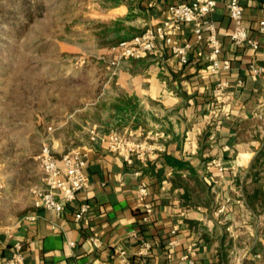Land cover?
Wrapping results in <instances>:
<instances>
[{
    "label": "crops",
    "instance_id": "0c3cea01",
    "mask_svg": "<svg viewBox=\"0 0 264 264\" xmlns=\"http://www.w3.org/2000/svg\"><path fill=\"white\" fill-rule=\"evenodd\" d=\"M90 1L97 12L113 11L105 22L123 20L144 29L162 23L169 4L182 0ZM217 3L210 17L223 40L222 54L231 60L230 71H209L197 43L186 64L163 45L160 55L123 59L113 71L106 69L95 95L68 115L74 119L85 110L87 116L78 122L83 128L67 130L54 141L66 136L70 142L83 141L90 184L75 199L62 201L60 215L36 206L30 194L32 185L42 184L40 164L38 172L0 174V260L11 256L20 240L27 264H129L118 259L119 247L144 264H187L182 256L190 245L197 264H236L237 255V264H264V119L257 115L264 114V72L254 79L250 70L251 63L264 67V55L232 42L227 33L234 21L226 0ZM242 3L249 34L263 40L258 28L264 0ZM173 37L195 42L187 23ZM108 47L106 43L101 50ZM219 77L230 80L227 103L213 94ZM120 126L124 131L134 128L138 139L155 147L147 160L135 157L127 163L102 142L89 139L93 127L110 132ZM166 154L186 164L181 167ZM216 158L223 161V170L208 166ZM141 183L147 185L154 208L147 221L142 219ZM83 202L91 205L87 222L74 217ZM134 228L137 235H130ZM93 231L100 246L90 239ZM141 237L152 241V248L145 256H134ZM171 238L178 242L171 245Z\"/></svg>",
    "mask_w": 264,
    "mask_h": 264
},
{
    "label": "rangeland",
    "instance_id": "374dc122",
    "mask_svg": "<svg viewBox=\"0 0 264 264\" xmlns=\"http://www.w3.org/2000/svg\"><path fill=\"white\" fill-rule=\"evenodd\" d=\"M90 3L0 0V174L38 172L45 144L58 154L83 144L54 136L81 131L85 110L68 115L95 95L106 69L119 65H107L110 46L101 50L109 41L100 28L113 11L97 12Z\"/></svg>",
    "mask_w": 264,
    "mask_h": 264
},
{
    "label": "built area",
    "instance_id": "2783aa9c",
    "mask_svg": "<svg viewBox=\"0 0 264 264\" xmlns=\"http://www.w3.org/2000/svg\"><path fill=\"white\" fill-rule=\"evenodd\" d=\"M242 1L226 0L230 17L234 21V26L227 35L235 44L249 45L264 55V39L249 34L244 19L245 6ZM217 6V0H182L169 4L162 23L148 25L143 31L109 47L108 67L117 66L123 59H142L149 55H160L163 51V45L168 46L171 54L177 58L179 63L186 64L190 59L189 51L197 43L200 45L197 54L208 62L209 71L212 73L230 71L231 60L222 54L223 40L215 20L210 17ZM184 23L189 24L192 28L195 42H181L173 37V32ZM258 30L264 34V18L260 21ZM250 70L252 77L257 79L264 72V67L251 63ZM237 84L242 85V79H238ZM213 88L214 97L219 103H227L231 99L230 80L219 77ZM224 114L228 117L230 112L226 110ZM257 115L264 119L263 112H257ZM138 135L139 133L134 128L123 132L117 129L101 132L97 127H93L90 129L89 139L94 142H102L110 151L118 153L127 163L132 164L135 157L147 160V152L155 148L151 143L138 139ZM36 158L41 167L42 184H34L30 188L34 204L60 215L63 209L62 201L75 199L77 193L90 184V178L85 170L89 161L88 152L83 146H78L56 154L49 144H45ZM210 165H215L219 170L224 168L223 161L219 158L209 162L208 166ZM138 192L144 208L142 219L144 221L150 220L154 212L150 191L146 184L141 183ZM90 206L89 202H83L76 210L75 219L87 222ZM224 207L222 204L220 210ZM175 231L176 229H173V232ZM129 234L137 235L136 229H131ZM90 239L96 246L101 245L96 231L92 232ZM169 241L171 245L178 242L176 238H171ZM138 242L134 256L147 255L153 242L142 237L139 238ZM13 246L11 256L0 260V264H27L22 241L16 240ZM195 255V249L193 245H190L182 258L187 260V264H197ZM118 259L129 264H144L141 260H131L125 247H119ZM235 259L236 264L241 260L238 255Z\"/></svg>",
    "mask_w": 264,
    "mask_h": 264
},
{
    "label": "trees",
    "instance_id": "16d2710c",
    "mask_svg": "<svg viewBox=\"0 0 264 264\" xmlns=\"http://www.w3.org/2000/svg\"><path fill=\"white\" fill-rule=\"evenodd\" d=\"M103 24L104 28L102 29V32L103 35H105L108 39L107 41H109V46H112L123 39H128V37H131L132 35L144 30L137 29L132 25H126L123 20H111V22H105ZM165 157L173 160V162L181 167L186 164L184 161H181L180 159L169 154H166Z\"/></svg>",
    "mask_w": 264,
    "mask_h": 264
}]
</instances>
